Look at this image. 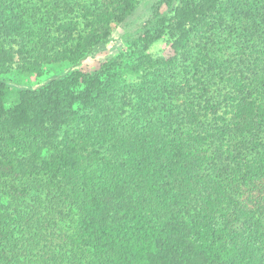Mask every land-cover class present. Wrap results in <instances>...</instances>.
I'll return each instance as SVG.
<instances>
[{"label": "trees", "instance_id": "1", "mask_svg": "<svg viewBox=\"0 0 264 264\" xmlns=\"http://www.w3.org/2000/svg\"><path fill=\"white\" fill-rule=\"evenodd\" d=\"M139 1L0 0V264H264V0H160L11 83Z\"/></svg>", "mask_w": 264, "mask_h": 264}, {"label": "rangeland", "instance_id": "2", "mask_svg": "<svg viewBox=\"0 0 264 264\" xmlns=\"http://www.w3.org/2000/svg\"><path fill=\"white\" fill-rule=\"evenodd\" d=\"M159 1L160 0H140L133 15L127 19L124 24L113 29L110 42L101 52L81 61L76 66H71L69 64L46 66L43 68L45 75L41 80H38L35 77H26L14 73L9 77L12 81V85H14V87H37L50 78L61 77L75 70L92 72L96 70L104 60L115 58L119 54L126 53L129 43L133 42L138 37V35L135 34L136 31L139 30V28L151 17L153 7L157 6ZM149 53L153 56H160L164 58L170 57L172 55V51L169 39L164 37L162 40L155 43L150 48Z\"/></svg>", "mask_w": 264, "mask_h": 264}]
</instances>
